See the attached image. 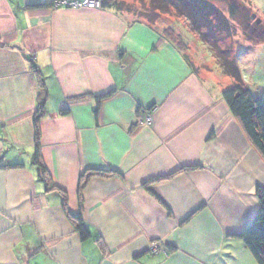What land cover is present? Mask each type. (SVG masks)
Returning <instances> with one entry per match:
<instances>
[{
	"label": "crops",
	"instance_id": "1",
	"mask_svg": "<svg viewBox=\"0 0 264 264\" xmlns=\"http://www.w3.org/2000/svg\"><path fill=\"white\" fill-rule=\"evenodd\" d=\"M47 2L0 0V264H258L240 235L260 209L264 158L222 98L232 81L189 43L194 70L127 13L39 7ZM36 72L48 97L41 152L51 192L32 163ZM153 106L154 123L138 126L137 110ZM89 169L121 176L93 178L81 206Z\"/></svg>",
	"mask_w": 264,
	"mask_h": 264
},
{
	"label": "trees",
	"instance_id": "2",
	"mask_svg": "<svg viewBox=\"0 0 264 264\" xmlns=\"http://www.w3.org/2000/svg\"><path fill=\"white\" fill-rule=\"evenodd\" d=\"M228 7L230 19L212 4L208 0H159L158 3H162V6L152 7V13L156 11L163 12L162 14H169L171 11H175L180 16L187 18L191 23V31L197 35L202 43H204L210 50L213 57L216 59L219 67L224 76L231 78L234 81V86L224 90L222 98L231 112L232 116L238 121L242 130L248 137L252 146L257 152L264 158V98L256 97L251 90L246 88L244 80L240 72V68L232 56V47L227 49L222 47L226 40L234 37V30L231 21L243 24L245 28H249L251 24L248 19H252L255 22V26L251 35L244 32L246 40L253 45L264 44V24L255 14L251 11L245 10L240 0H223ZM53 0L39 7H46L52 4ZM101 5L103 8L114 10L119 14H133L139 16L135 18V23H145L148 26L154 27L162 40L174 45L180 52L184 54L186 61L193 67L191 59L187 52L189 51V38L186 39L181 33H177L174 27L161 28L160 26H154L152 24L155 20L154 17L151 20L144 21V18L148 17L143 15H137L133 12V9L124 0H102ZM157 8V10H156ZM156 10V11H155ZM244 10L248 14L244 13ZM149 15V14H148ZM160 27V28H159ZM40 78L41 94L39 96V104L37 112L34 116L35 127V153L33 155V165L38 168L40 180L46 184L47 191H56L58 188L52 183V180L48 174L47 168L43 162L41 152V122L47 114V91L43 82L42 76L39 72H36ZM115 91H110L106 94L99 95L96 99L99 106L102 101L112 97ZM87 96L75 98V101H81L86 99ZM99 108L96 110V115L99 113ZM141 109V108H139ZM155 109V106L149 110ZM70 113L69 109L62 110L60 114L66 116ZM22 167V166H14ZM196 168H187L186 170H193ZM179 172L168 176H162L155 178L147 182L144 187L150 189V185L172 179ZM121 176V174L113 169H89L84 171L80 176L78 197L81 206H83V193L89 182L96 177L109 178ZM64 203L63 207L67 213V217L71 221L75 230L81 237L82 241H88L92 238V233L87 228L83 215H73L68 210L66 194L61 192ZM258 201L260 203V209L253 216L245 231L240 235V239L243 241L245 247L250 251L254 259L258 264H264V190L257 189L256 192Z\"/></svg>",
	"mask_w": 264,
	"mask_h": 264
},
{
	"label": "rangeland",
	"instance_id": "3",
	"mask_svg": "<svg viewBox=\"0 0 264 264\" xmlns=\"http://www.w3.org/2000/svg\"><path fill=\"white\" fill-rule=\"evenodd\" d=\"M124 1L133 9V12H135L137 15L148 17L147 19L144 18V21H148V19L150 20L151 17L152 20L154 17L155 21L152 23L154 24V26H160L162 29L165 27H174L177 33H181V35L185 36L186 39L189 38L191 50L194 52L193 56H197L199 61H201V59L205 61L204 63L211 66V69L214 73L223 75L219 64L211 53V50L200 41L197 35L192 33L191 23L187 18L180 16L175 11H171L169 14H162V11H156L157 8L155 10L157 13H152V7L154 8L156 6H162L161 2L158 3L159 0ZM208 1H210L217 8L223 11L226 17L230 19V14L225 1ZM239 2L245 5V10L251 11L260 20H262L264 24V0H240ZM245 10L244 13L248 14V12H246ZM129 16H131L133 20L139 17L134 16L133 14H130ZM149 16L151 17L149 18ZM248 22L251 24V26L249 28H245V26H242L243 24L231 21L233 30L235 32L234 37L230 38V40H226L222 47L226 49L229 46L232 47V56L240 68V72L244 80V85L246 86V88L251 90L256 97L264 98V44L253 45L246 40V35H244V32H247V34L249 35H251L252 33L255 34V32L253 31V28L255 26L254 20L249 18ZM227 80L232 81L233 85L231 87H233L234 81L231 78Z\"/></svg>",
	"mask_w": 264,
	"mask_h": 264
},
{
	"label": "built area",
	"instance_id": "4",
	"mask_svg": "<svg viewBox=\"0 0 264 264\" xmlns=\"http://www.w3.org/2000/svg\"><path fill=\"white\" fill-rule=\"evenodd\" d=\"M100 2L97 0H84L82 2H67L63 0L54 1L53 8L55 9H72V10H80V9H89L95 10L99 9ZM136 117V123L138 126H151L154 123V115L155 109H138ZM162 248L158 244H154L152 246V253H157Z\"/></svg>",
	"mask_w": 264,
	"mask_h": 264
},
{
	"label": "water",
	"instance_id": "5",
	"mask_svg": "<svg viewBox=\"0 0 264 264\" xmlns=\"http://www.w3.org/2000/svg\"><path fill=\"white\" fill-rule=\"evenodd\" d=\"M0 46H2L1 42H0Z\"/></svg>",
	"mask_w": 264,
	"mask_h": 264
}]
</instances>
